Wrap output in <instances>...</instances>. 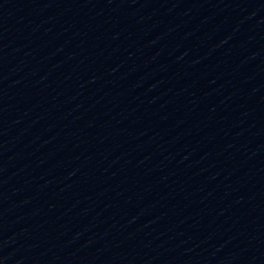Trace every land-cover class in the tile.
<instances>
[{"label":"water","instance_id":"water-1","mask_svg":"<svg viewBox=\"0 0 264 264\" xmlns=\"http://www.w3.org/2000/svg\"><path fill=\"white\" fill-rule=\"evenodd\" d=\"M0 264H264V0H0Z\"/></svg>","mask_w":264,"mask_h":264}]
</instances>
